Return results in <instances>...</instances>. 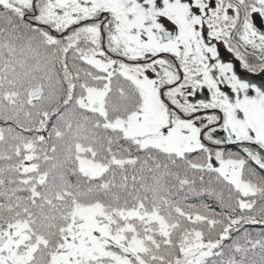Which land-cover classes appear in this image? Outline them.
Wrapping results in <instances>:
<instances>
[{"label":"snow or ice","instance_id":"1","mask_svg":"<svg viewBox=\"0 0 264 264\" xmlns=\"http://www.w3.org/2000/svg\"><path fill=\"white\" fill-rule=\"evenodd\" d=\"M0 264H264V0H0Z\"/></svg>","mask_w":264,"mask_h":264}]
</instances>
